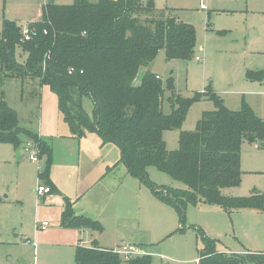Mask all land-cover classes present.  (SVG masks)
I'll return each mask as SVG.
<instances>
[{
    "label": "trees",
    "instance_id": "trees-1",
    "mask_svg": "<svg viewBox=\"0 0 264 264\" xmlns=\"http://www.w3.org/2000/svg\"><path fill=\"white\" fill-rule=\"evenodd\" d=\"M29 25L36 36L24 42L14 21H1L0 71L10 78L36 77L40 85L47 86L72 137L79 140L86 132H94L102 144H114L119 149L118 163L128 175L175 209L180 230L188 205L217 206L227 214L244 210L264 213V193L254 191L247 197L223 194L225 189L241 186L242 143L258 148L264 145V119L244 101L238 109L230 110L210 92L208 100L214 109L202 112L193 131H184L181 127L190 106L202 99L198 94L183 98L176 93L173 78L163 83L150 72L139 84L134 82L138 71L146 69L160 51L166 63L191 60L196 42L192 25L159 16L152 0L47 2L39 20ZM17 49L25 56L21 64L15 58ZM247 76L261 81L264 71H249ZM83 98L92 103L91 118L82 108ZM165 102L168 113L163 111ZM171 130H180L175 150H167L163 140V134ZM25 141L45 159L38 176L52 191L48 180L50 146L37 133L21 128L16 113L1 102L0 144L17 148ZM149 168L185 188L153 183ZM60 222L65 229H103L97 220L74 214L68 200ZM196 230L204 243L197 264H264V253H217L215 241ZM74 263L151 264V256L124 261L112 250L77 246Z\"/></svg>",
    "mask_w": 264,
    "mask_h": 264
},
{
    "label": "rangeland",
    "instance_id": "rangeland-1",
    "mask_svg": "<svg viewBox=\"0 0 264 264\" xmlns=\"http://www.w3.org/2000/svg\"><path fill=\"white\" fill-rule=\"evenodd\" d=\"M152 1L159 16L175 17L195 29L191 60L166 64L160 51L152 64L153 73L160 76V81L164 83L167 78H173L174 89L183 98H192L195 94L202 98L190 106L181 130L193 131L202 112L214 109L213 102L208 100L210 92L223 100L228 109L236 110L244 101L264 119V77L261 81H252L247 76L249 71H264V0H208L207 10L199 9V0ZM47 2L71 5L74 0H0V30L3 19L14 21L18 27L38 21L41 8ZM22 57L25 58L17 49L15 58L19 64ZM5 74L7 76L0 71V103L4 102L16 113L21 128L37 133L48 143L51 148L49 174L64 175L66 193L59 198L53 192L45 199L36 198V187L45 183L38 176L44 170L45 161L31 162L28 155L30 149H34L40 159L39 150L29 141L17 148L0 144V264H75V247L80 239L83 238L87 247L93 238L110 247L109 240L116 234L118 225L114 220H106L107 210L102 214L91 212L87 198L102 201L101 195L92 196L91 188L100 189V185L109 180L108 187L112 185V173L123 168V164L115 165L119 149L112 143L102 144L94 132H86L79 140L70 137L56 97L47 86L40 85L36 77L17 79ZM82 108L91 118L90 99L83 98ZM163 111L169 112L166 102ZM179 132L171 130L164 134L167 150L177 148ZM240 168L243 172L241 186L225 189L223 194L247 197L254 191L264 193V145L257 148L253 143L243 142ZM148 176L157 185L185 188L155 168L148 169ZM105 177L107 180L101 182ZM86 190L88 197L81 201L85 213L76 214L99 221L103 231L92 238L79 234L78 230L64 229L60 222L65 199L73 210L75 199L70 198L81 196ZM111 190L114 192L116 188ZM120 197L121 192L116 191L115 198ZM125 203V218L120 221L125 224V236H120L118 242L135 244L145 255L151 256V264H196L195 259L200 258L204 249L203 235L196 229L214 240L215 251L222 255H228L222 253L226 249L236 248L231 242L235 239L246 248L264 250L262 212L229 215L217 206L188 205L183 230H180V218L175 209L163 202L166 206L160 204L147 188H142L126 174ZM156 205L162 207L161 210ZM135 217L139 220L133 223L135 232L131 233L127 226ZM43 222L47 226L37 230ZM25 240L34 242L36 250Z\"/></svg>",
    "mask_w": 264,
    "mask_h": 264
},
{
    "label": "crops",
    "instance_id": "crops-1",
    "mask_svg": "<svg viewBox=\"0 0 264 264\" xmlns=\"http://www.w3.org/2000/svg\"><path fill=\"white\" fill-rule=\"evenodd\" d=\"M39 18H40V14L38 15ZM37 22V21H35ZM28 23H32V22H28ZM27 23V24H28ZM253 36V35H252ZM163 57H164V54H163ZM24 57H22V62L24 61ZM165 60V58H164ZM173 62V61H171ZM171 62L169 63H166V64H171ZM152 64L153 62L146 68V69H140L136 75V78H135V84H139L140 83V80L142 78V76L146 73V72H150L152 74H155L153 73V67H152ZM157 77H159L160 79V76L158 74H155ZM238 109V108H237ZM166 133V132H165ZM164 133V134H165ZM163 134V139H165V135ZM42 137V136H41ZM70 137H72L70 135ZM74 138V137H73ZM166 145V144H165ZM256 145V144H255ZM256 147L258 148V146L256 145ZM44 158H40L39 160L43 161ZM45 161V159H44ZM121 163H115V165H118L120 166ZM122 165V164H121ZM123 168L122 169H118L117 173H112V177L110 178L112 180V185H110L108 187V185L110 184V180L108 182H106L105 184H101L100 186V189L96 188V187H93L91 188V191H93L92 196L94 197H98L99 195H101L102 197V201L101 202H97V200H92L91 198H87L88 197V190H86L81 196H76L74 195V197H71L70 200H74L75 201L73 202V212L74 214L76 213H85V209L82 208V204H81V201L82 199L84 198H87L89 199L90 201H87L88 202V205L90 206V211L93 212V213H98V214H102L103 212H105V210H107V215H106V220L109 222L111 220H114V222L116 223V225H118L115 229V236L109 240V244L110 247H106L103 245V242L102 241H99L98 239H95L93 238V241L91 242V244L87 247L84 243V241L82 239H80L79 241V244L77 246H80V247H86V248H90L91 246L95 245L96 247H98L99 249L101 250H115L117 249L118 247H120L121 245L123 244H128V243H125V241L123 240H120V242H118V240L120 239L119 237L120 236H125V224L122 223L121 224V220L125 218V213H126V208H127V205L125 203V174L126 176H128L129 178H133L131 176L128 175L127 173V170L125 168L124 165H122ZM114 168V167H113ZM125 170H126V173H125ZM66 175H67V171H65ZM243 174V172H242ZM62 176L64 175H60V174H56V173H50L48 175V180L49 182L51 183V187H52V191L51 193H55V197L56 198H59L58 196L59 195H62L65 192L66 189H64V185L63 183H65L63 180H62ZM66 177V176H65ZM134 180H137L135 178H133ZM105 180H107V177L105 178H102L101 182H104ZM138 181V180H137ZM139 183V181H138ZM43 186H47L45 183L42 184ZM139 186H141L142 188H146L144 187L143 185H141L139 183ZM48 187V186H47ZM63 187V188H62ZM115 189L116 188V191H120L121 192V197L120 198H115V195H116V191L113 192V190L111 189ZM140 187H138L139 189ZM36 190V189H35ZM140 190V189H139ZM149 190V189H148ZM150 191V190H149ZM100 192V193H99ZM115 193V195H114ZM35 195H36V192H35ZM51 194H48V195H45L44 197H42V199H45L47 196H50ZM153 195V194H152ZM154 196V195H153ZM66 197V196H65ZM37 198V196H36ZM154 198L156 200H158V202H160V204H162L161 200L158 199L157 197L154 196ZM40 199V198H38ZM67 200V199H65ZM65 205V204H64ZM64 205L62 207V209H64ZM164 205V204H162ZM201 205V204H200ZM166 206V205H164ZM199 206V205H197ZM156 208L158 210H161L162 207H160L159 205H156ZM187 208V207H186ZM63 211V210H62ZM240 212H250V213H254V211H239V212H233L229 215H232V214H238ZM76 215H81V214H76ZM263 215V214H262ZM85 216V215H83ZM88 217V216H86ZM98 217V216H97ZM101 217V216H100ZM99 217V218H100ZM90 218V217H89ZM264 219V215L262 217ZM92 219V218H91ZM132 220V224H129L127 227L129 228L128 231L131 232V233H134L135 230L133 228V223H135L136 221H138L139 219L137 217L135 218H132L130 219ZM98 221V220H97ZM99 222V221H98ZM262 222H264L262 220ZM121 224V225H120ZM137 226H139V222L137 223ZM103 228V227H102ZM65 229V228H64ZM73 230H78L79 234H83V235H87L88 237H91L92 236L94 237V234L95 233H99V232H95V231H91V230H87V229H73ZM103 231V229H102ZM83 242V243H82ZM231 242L236 245V248H233V250L231 249H226L224 252L222 253H226L228 255L230 254H241L242 253H264V250H260V249H249V248H246L242 243H240L239 241H237L236 239L233 241L231 240ZM29 244H32L31 241H29ZM87 244V243H86ZM139 244V242H138ZM36 245V244H35ZM112 245V246H111ZM128 245H135V244H128ZM76 246V247H77ZM136 246V245H135ZM75 247V248H76ZM33 249L36 250V246H33ZM196 260V259H195Z\"/></svg>",
    "mask_w": 264,
    "mask_h": 264
},
{
    "label": "built area",
    "instance_id": "built-area-1",
    "mask_svg": "<svg viewBox=\"0 0 264 264\" xmlns=\"http://www.w3.org/2000/svg\"><path fill=\"white\" fill-rule=\"evenodd\" d=\"M207 2H208V0H199V9L200 10H207V6H206ZM29 24L30 23L19 27L21 39L24 42H29L30 40H32L36 36V31L33 28H31ZM195 60L200 61V58L195 57ZM28 159L31 162H38L39 159H38L37 151L34 149H30ZM35 192H36L37 198H42L45 195L51 194L50 188L47 186H43V185H38L36 187ZM46 226H47V223L43 222L40 224V226H37V230L43 229ZM25 242L27 244H29V240H25ZM32 244H33V246H36L34 242H32ZM113 251L115 253H117L120 256V258L124 261L130 260L133 257L145 255V253H143L138 246L128 245V244H123ZM161 259H163L167 262H170L168 259H166L164 257H161ZM195 263L196 264L198 263V259L195 260Z\"/></svg>",
    "mask_w": 264,
    "mask_h": 264
}]
</instances>
